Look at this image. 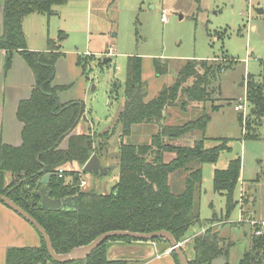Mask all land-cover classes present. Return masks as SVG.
<instances>
[{
	"label": "trees",
	"instance_id": "trees-1",
	"mask_svg": "<svg viewBox=\"0 0 264 264\" xmlns=\"http://www.w3.org/2000/svg\"><path fill=\"white\" fill-rule=\"evenodd\" d=\"M67 1L69 0L3 1L4 30L0 35V50L8 52L5 67H10L12 53L20 51L32 68L36 82L31 97L22 100L17 109V117L24 125L22 145L0 146V193L22 206L46 229L55 251L59 254L87 245L99 235L115 230L142 233L167 230L182 243L186 240L191 226L202 224L198 201L203 180L201 165L216 162L223 150L231 148L227 142L211 148L205 147L209 112L190 116L180 124H167L166 111L176 105L181 106L185 113L189 104L195 106L211 100L210 71L214 75L220 68L214 65L208 67V60L205 59H187L179 69L175 82L164 85L156 96L147 101L145 98L148 94V83L143 79V58L131 56L127 66L124 103L113 133L106 130L95 134L89 129L87 132L74 134L72 132L75 127L85 116V105L83 101L60 103L58 91L63 87L53 85L56 64L62 55L58 49L60 44L49 40L52 44L45 51H30L26 48L22 26L23 19L30 13L52 14L54 6ZM65 36L66 34L63 38ZM154 64L157 76L169 73V64H162L159 59H155ZM196 66H205L208 69L202 75ZM190 79L193 81L192 85L187 84ZM119 86L118 81L116 84L113 81L112 100H115ZM247 100L251 107L252 120L257 122L256 120L262 119L264 84L250 82L247 87ZM217 107L212 106L211 110L216 111ZM149 124L157 125V130L151 133L148 142L124 141V137L133 134L136 126ZM118 127V181L108 193L82 188L84 166L94 154L99 158L105 154L103 147ZM169 155L173 157L168 159ZM75 163L80 166L79 170L72 167ZM60 168H64L62 177L59 176ZM48 173L52 174L48 183L51 197L65 199L79 196L77 208L50 209L41 206L37 198L36 203H32L33 192L41 188L36 187L37 182ZM240 174L241 158L231 160L226 169L215 171V190L223 191L228 196L227 217L236 205L232 194ZM173 175L185 176L180 191L172 185ZM8 176H11L9 181ZM25 201L29 204L26 205ZM214 218L215 215L207 220L209 225L204 233L198 234L189 242L194 251L193 258L188 259L189 264H212L220 256L228 257L232 242L226 243V238L212 228ZM40 236L42 245L39 247H10L6 264L78 262L53 261L43 236ZM118 240L137 239L110 237L82 260V263L129 264L130 261L125 258H108L109 244ZM145 241L170 243L165 238ZM185 246L186 244L182 245L184 252ZM171 253L180 264L176 252ZM239 264H264V235H255Z\"/></svg>",
	"mask_w": 264,
	"mask_h": 264
},
{
	"label": "rangeland",
	"instance_id": "rangeland-1",
	"mask_svg": "<svg viewBox=\"0 0 264 264\" xmlns=\"http://www.w3.org/2000/svg\"><path fill=\"white\" fill-rule=\"evenodd\" d=\"M259 8L264 9V0H69L53 7L52 14L39 13L44 14L43 26L39 27L48 40L45 49L52 44L49 39L60 43L58 49L65 56L59 73L84 102L86 118L95 134L106 130L113 133L115 129L124 103L129 57L143 58V75L153 97L164 85L175 82L187 59H205L208 67L219 66L220 71L214 75L210 71L211 100L189 104L185 113L181 106L167 108L166 123L180 124L190 116L209 112L205 147L227 142L231 148L223 150L216 162L201 165L198 201L202 224L191 226L186 234L193 240L204 233L207 220L215 215L212 228L218 229L226 243L232 242L229 264H239L258 224L264 231V117L255 122L249 103L241 102L247 99L250 82L264 84V13L260 14ZM163 11L166 21H162ZM35 20L28 23L33 28L31 38L36 35ZM155 59L169 64L167 75L157 76ZM208 67L196 69L203 75ZM113 81L120 85L115 100L111 98ZM192 83V79L187 82ZM145 99L152 98L147 94ZM238 104L244 109L237 110ZM212 106H218L217 110L212 111ZM156 130L154 124L136 126L124 141L148 142ZM119 137L120 127L103 147L101 160L111 166L109 173L84 172L85 189L108 193L118 181ZM236 158H241V174L232 194L236 205L227 217L228 196L215 190L214 175ZM184 177L172 176L177 191L182 189ZM254 220L256 225L251 222ZM186 253L191 257V251Z\"/></svg>",
	"mask_w": 264,
	"mask_h": 264
},
{
	"label": "crops",
	"instance_id": "crops-1",
	"mask_svg": "<svg viewBox=\"0 0 264 264\" xmlns=\"http://www.w3.org/2000/svg\"><path fill=\"white\" fill-rule=\"evenodd\" d=\"M3 1L0 0V35L4 30ZM39 13H30L23 19L22 23L23 31L26 35V48L30 51L46 50L44 44L48 40H46L42 29L39 27L40 25L43 26L44 14ZM31 19H36L35 21L37 23L36 35L33 38L29 35L33 30L32 25H28ZM61 52L62 55L56 64V77L53 81V85L63 87L62 90L58 91L60 103L82 101L72 93V84L66 79L65 75L62 76L59 73L60 68L62 69V62L65 56L62 50ZM7 56L8 52L6 50H0V146L1 144H8L18 147L23 143L22 132L24 127L23 123L17 117L18 105L22 100L31 97L36 80L32 68L26 62L20 51H14L12 53L11 65L8 69L5 67ZM143 79L146 81L144 75ZM148 97L153 98V96L149 95V91ZM89 123L85 115L81 118L72 133L79 134L87 132L91 129ZM64 145H66V142H64ZM103 165L111 167L110 165ZM72 167L75 170L80 169V166L76 163L72 164ZM7 179L8 181L11 180V176H8ZM192 237H187L182 242V245L186 244L185 252L191 251V257L184 252L187 259H191L194 256L193 248L189 245ZM41 245L42 238L37 229L23 216L9 206H6L0 200V264H6L7 251L10 247H39ZM107 255L111 260L125 258L130 261L129 264H178L171 253V243L164 241H112L108 246ZM225 258L227 263L228 259L227 257ZM84 259H77L76 261L78 262L76 264H84L82 263Z\"/></svg>",
	"mask_w": 264,
	"mask_h": 264
},
{
	"label": "water",
	"instance_id": "water-1",
	"mask_svg": "<svg viewBox=\"0 0 264 264\" xmlns=\"http://www.w3.org/2000/svg\"><path fill=\"white\" fill-rule=\"evenodd\" d=\"M2 12L4 10L2 9ZM258 12L260 14L264 13L263 8H259ZM110 167L104 166L101 163L100 158L97 155H93L86 165L83 168L84 172L94 173V174H102L106 175L110 171ZM52 174L48 173L44 175L36 184V187L39 190L33 192V204L36 203V198L39 201V204L43 207L50 208V209H58L63 207H73L77 208L79 203V196H70L65 199H55L51 197V192L48 189V183L50 181ZM0 200L4 202L7 206L12 208L18 214L23 216L28 222H30L37 231L43 236L45 240L46 247L50 257L56 263H67L72 260L77 259H84L91 252H93L98 246H100L105 240L109 239L110 237L114 236H124V237H132L137 240H152L155 238H165L170 241L171 243V251H175L176 255L178 256L180 264H189L188 259L182 249V243L178 242L173 234L167 230H157L154 232H132L128 230H115L109 231L99 235L96 239L90 242L87 245L80 246L73 248L67 253L59 254L55 251L50 236L48 235L46 229L30 214L28 213L22 206L11 200L8 196L3 195L0 193ZM37 201V203H38ZM26 205H28V201H25ZM212 264H226V258L224 256H220L213 260Z\"/></svg>",
	"mask_w": 264,
	"mask_h": 264
},
{
	"label": "built area",
	"instance_id": "built-area-1",
	"mask_svg": "<svg viewBox=\"0 0 264 264\" xmlns=\"http://www.w3.org/2000/svg\"><path fill=\"white\" fill-rule=\"evenodd\" d=\"M167 19V15L165 13V11H163L162 13V21H166ZM242 103H248L247 99L246 100H242L241 101ZM236 109L237 110H241V109H244L243 108V104H238L236 106ZM64 174V168H60L59 169V176L62 177ZM81 187L82 188H86L87 187V181L82 177V180H81ZM253 225H256L257 221L254 220V221H251ZM264 224V223H263ZM262 226L260 224H258L256 227H255V230H254V233L259 236V235H262L264 233L263 229L261 228Z\"/></svg>",
	"mask_w": 264,
	"mask_h": 264
}]
</instances>
